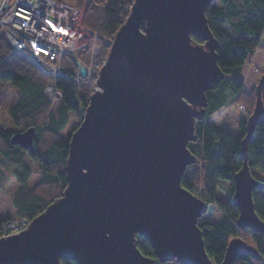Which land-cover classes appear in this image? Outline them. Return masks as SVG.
<instances>
[{
    "label": "water",
    "instance_id": "obj_1",
    "mask_svg": "<svg viewBox=\"0 0 264 264\" xmlns=\"http://www.w3.org/2000/svg\"><path fill=\"white\" fill-rule=\"evenodd\" d=\"M211 2L133 0L99 69V88L69 136L66 186L24 228L0 236V264H233L241 254L258 257L254 246L233 237L221 262L212 261L198 226L207 203L180 183L205 91L223 78L205 16ZM263 90L264 72L245 120L230 201L238 209L235 224L264 236L252 199L264 181L247 163L248 141L264 118ZM34 131L16 132L10 142L32 148ZM136 234L155 258L141 253Z\"/></svg>",
    "mask_w": 264,
    "mask_h": 264
},
{
    "label": "trees",
    "instance_id": "obj_2",
    "mask_svg": "<svg viewBox=\"0 0 264 264\" xmlns=\"http://www.w3.org/2000/svg\"><path fill=\"white\" fill-rule=\"evenodd\" d=\"M66 1L81 6L85 0ZM133 0H90L82 23L91 34H96L97 54H93L91 43L88 48L77 53L80 61L93 67V73L74 79L76 65L65 57V72L48 76L41 73L32 63L18 55L10 43L0 36V83H7L9 93L0 87V107L8 102L5 114H0V163L13 165L16 187L12 196L14 214L0 218V236L3 225L9 221H21V226L46 208L59 197L66 186L65 164L68 139L79 125L89 96L93 92L96 74L102 66L109 47L106 39L112 38L126 19ZM209 30L216 41V61L223 78L205 91L202 115L195 119L193 139L187 144L192 155L184 170L180 183L204 200L212 201L221 215L214 221H201L204 248L215 263L221 262L228 241L241 237L245 243L254 246L258 257L241 254L233 264H264V236L248 228L235 224L238 209L231 201L233 174L241 167L240 140L245 130V120L255 102L254 87L250 91L243 88L240 74L245 61L256 48L264 47V0H212L205 10ZM192 39L202 44L203 40L192 35ZM108 40V39H107ZM264 72V71H263ZM53 85L60 91L59 97L51 99L45 86ZM235 96L238 100L249 101L241 121L238 135H232L210 117ZM264 107V90L262 93ZM75 126L67 136L61 135L69 120ZM34 127L32 148L19 143H11V136L28 127ZM247 163L251 174L264 181V118L255 126L252 138L247 144ZM35 168V170L32 169ZM34 172L39 178L29 184ZM255 171L263 176L256 175ZM220 181H226L224 195L217 196ZM252 199L257 215L264 220V189H253ZM136 245L145 256L155 258L149 242L136 234ZM178 264L165 262L161 264ZM60 264H75L71 259H62ZM160 264V263H159Z\"/></svg>",
    "mask_w": 264,
    "mask_h": 264
},
{
    "label": "built area",
    "instance_id": "obj_3",
    "mask_svg": "<svg viewBox=\"0 0 264 264\" xmlns=\"http://www.w3.org/2000/svg\"><path fill=\"white\" fill-rule=\"evenodd\" d=\"M84 34L79 8L74 4L57 0H0V36L45 75H62L65 72L63 59L70 57L77 68L73 77L80 79L79 67L84 65L76 60L74 52L77 40ZM45 91L51 98L60 95L53 85L45 86ZM212 203L208 202L207 207ZM21 223L18 220L7 222L3 225V235L26 226Z\"/></svg>",
    "mask_w": 264,
    "mask_h": 264
},
{
    "label": "rangeland",
    "instance_id": "obj_4",
    "mask_svg": "<svg viewBox=\"0 0 264 264\" xmlns=\"http://www.w3.org/2000/svg\"><path fill=\"white\" fill-rule=\"evenodd\" d=\"M90 2V0H85L84 3L79 7V12H80V21H81V26L84 30V35L81 36V38H79V40H77V47L76 50L74 52V57L76 58V60H78L82 65H84L80 59L77 57V53L78 52H82L84 50H86L89 46V44L91 43V49L93 54H97L99 51V46H97L98 44H96V34H91L87 28L84 26V24L82 23V18H83V14H84V10L87 6V4ZM76 6V5H75ZM106 39V44L109 47L111 39L112 38H102V40ZM108 39V40H107ZM261 41L264 43V35L261 38ZM80 45H83V49H80L82 47H80ZM79 47V49H78ZM264 55V47H258L256 48L255 52L249 56L247 58V60L244 63L243 66V72H246V70H251V73L255 72V74L258 73H262L264 71V69L259 70L258 66L254 65V58L257 55ZM70 58V57H68ZM72 60V59H71ZM84 67L88 70V73H93L94 72V68L84 65ZM99 72V70H98ZM98 72L95 75L96 79L98 76ZM95 73V72H94ZM86 74V75H87ZM83 77V76H82ZM81 79V77H80ZM79 80V79H76ZM7 83H0V87L4 88L7 92V94L9 93V88H7ZM93 91L95 89H98L99 86L96 83L95 80V84L92 86ZM58 89V88H57ZM52 95V93H51ZM52 97V96H51ZM59 97V96H53V98L51 99H55V98ZM230 96H228V102L222 106L221 108H219L214 114H212V116L210 117V119H212L213 121H215L216 123L222 125L224 127V129H226L229 133H231L232 135H238L239 133V122L241 121L242 115L244 114L246 107L249 106L250 103H248L249 101L244 100V101H240V99L238 100V97L235 96L234 99H230ZM7 105L8 102L4 101L2 103V106L0 107V114L3 115L6 112L7 109ZM75 126V121L73 119L70 118L68 125L65 129L61 130V135L62 136H67L69 131ZM15 169V167L13 165L7 164V163H0V218L9 216V215H13L14 214V207L12 205V196H13V192L15 190L16 187V180H15V176L13 174V170ZM33 170H35L34 167H32ZM256 175L263 178V176L259 173H257L255 171ZM37 178H39V173L38 172H34L32 176L29 179V184L33 183L35 180H37ZM227 186V182L226 181H220L218 188L216 190V195L217 196H223L224 195V190ZM194 193V192H192ZM212 203L211 201H207L206 203L208 204ZM212 207V209L210 208ZM207 212L205 214H203L202 216H200L198 218V222L201 221H214L216 220L220 215L221 212H219V210L217 208H215V205L212 203V205L209 207H207ZM169 264V263H166Z\"/></svg>",
    "mask_w": 264,
    "mask_h": 264
},
{
    "label": "crops",
    "instance_id": "obj_5",
    "mask_svg": "<svg viewBox=\"0 0 264 264\" xmlns=\"http://www.w3.org/2000/svg\"><path fill=\"white\" fill-rule=\"evenodd\" d=\"M254 63H255L254 65L258 66L259 70L264 69V55L259 54L255 56ZM262 73L261 72L258 74H255V72L251 73V70H246V72L242 71L240 74V78L243 82V88L246 91H250L255 86Z\"/></svg>",
    "mask_w": 264,
    "mask_h": 264
}]
</instances>
